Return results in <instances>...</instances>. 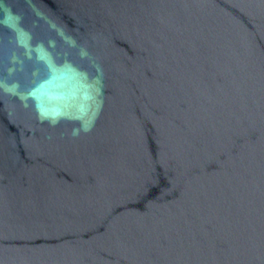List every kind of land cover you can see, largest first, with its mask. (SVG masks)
<instances>
[{
    "label": "water",
    "instance_id": "95a60500",
    "mask_svg": "<svg viewBox=\"0 0 264 264\" xmlns=\"http://www.w3.org/2000/svg\"><path fill=\"white\" fill-rule=\"evenodd\" d=\"M0 264H264V0H0Z\"/></svg>",
    "mask_w": 264,
    "mask_h": 264
}]
</instances>
